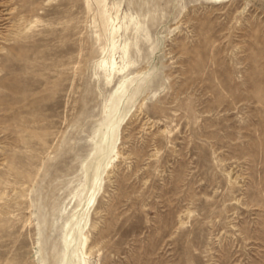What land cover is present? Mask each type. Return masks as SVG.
I'll use <instances>...</instances> for the list:
<instances>
[{
    "label": "rangeland",
    "instance_id": "rangeland-1",
    "mask_svg": "<svg viewBox=\"0 0 264 264\" xmlns=\"http://www.w3.org/2000/svg\"><path fill=\"white\" fill-rule=\"evenodd\" d=\"M0 264H264V0H0Z\"/></svg>",
    "mask_w": 264,
    "mask_h": 264
},
{
    "label": "bare ground",
    "instance_id": "bare-ground-1",
    "mask_svg": "<svg viewBox=\"0 0 264 264\" xmlns=\"http://www.w3.org/2000/svg\"><path fill=\"white\" fill-rule=\"evenodd\" d=\"M101 15L104 18L105 12L101 11ZM114 32H115V29L110 33L113 34ZM113 62L109 61L107 68H106V65L104 66V64L106 63L104 57L98 62L99 67L104 69L108 77L111 75V72L114 71ZM118 72H121V71L118 70ZM122 85H123V82H120L119 86L115 88V90L113 91L111 95V99L114 98L115 96L117 98L120 97L121 92H122ZM119 102L120 101L114 102V104H111L112 105L111 108H109V111H107L109 112L110 115L112 114L110 116V120L107 123L108 130L112 131V139H111L110 145H108L107 154L105 156L100 155L101 153H103L105 149V140H104L105 133H104L103 138H101L100 141L98 139L95 141V143L93 144L92 150L90 152V157L87 160H85L83 163L86 173L89 171V167H91L90 174L92 176V185L89 188V190L85 193V199H84L83 204L80 205L81 207L78 206L69 217L70 225H72L70 227V230H71L70 232L71 234L72 233L77 234L80 243H86V240H87V236L85 233V227L87 224V216L89 213V204L94 197L95 187L99 182L98 180H100L102 174L106 172L107 169H109V167H111V163L113 162L114 158L117 157L119 154L118 148L116 146V142H117L116 141V130L119 126L120 120L127 113V110H124L117 117H115L117 108L119 106ZM98 137L100 138L99 131H98Z\"/></svg>",
    "mask_w": 264,
    "mask_h": 264
}]
</instances>
